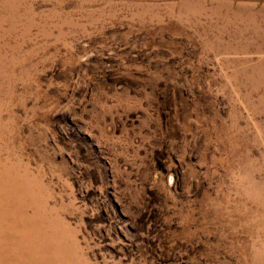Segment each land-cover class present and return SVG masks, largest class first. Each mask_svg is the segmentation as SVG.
<instances>
[{
    "label": "rangeland",
    "instance_id": "obj_1",
    "mask_svg": "<svg viewBox=\"0 0 264 264\" xmlns=\"http://www.w3.org/2000/svg\"><path fill=\"white\" fill-rule=\"evenodd\" d=\"M20 201L0 264H264V0H0Z\"/></svg>",
    "mask_w": 264,
    "mask_h": 264
},
{
    "label": "bare ground",
    "instance_id": "obj_2",
    "mask_svg": "<svg viewBox=\"0 0 264 264\" xmlns=\"http://www.w3.org/2000/svg\"><path fill=\"white\" fill-rule=\"evenodd\" d=\"M8 185V184H6ZM20 188V185L18 189ZM25 211V206L23 201H20L14 211L9 214L8 210L3 206V204L0 202V213L5 214V215H10L11 218L19 219L20 213H23ZM46 211V210H45Z\"/></svg>",
    "mask_w": 264,
    "mask_h": 264
}]
</instances>
